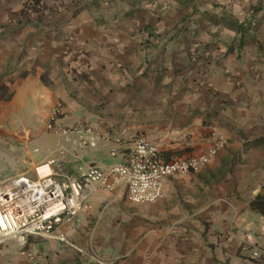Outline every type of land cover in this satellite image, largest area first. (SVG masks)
<instances>
[{"label":"crops","instance_id":"0c3cea01","mask_svg":"<svg viewBox=\"0 0 264 264\" xmlns=\"http://www.w3.org/2000/svg\"><path fill=\"white\" fill-rule=\"evenodd\" d=\"M0 93L1 170H19L22 149L32 163L59 153L64 179L122 161L137 135L164 160L226 140L155 202L87 189L77 215L9 264H264L246 254L264 248L250 208L264 184V0H0Z\"/></svg>","mask_w":264,"mask_h":264},{"label":"built area","instance_id":"2783aa9c","mask_svg":"<svg viewBox=\"0 0 264 264\" xmlns=\"http://www.w3.org/2000/svg\"><path fill=\"white\" fill-rule=\"evenodd\" d=\"M62 113L61 103L55 105L51 119H57ZM64 134H75L80 137L83 134L91 135L92 129L84 125H74L70 128L62 127ZM125 132V130H123ZM83 138V137H81ZM90 137V144H94ZM226 140L217 137L204 153L190 157H177L164 160L158 146L144 135H137L133 146L128 150L124 159L106 166L89 165L78 175H69L64 179L55 177L53 165L55 160H47L34 167L35 177L25 175L12 177L0 189L6 188L14 181L24 178L28 181H36L38 178L37 167L46 164V177L41 179L43 185L42 199L31 198L21 205L18 211L3 206V215L6 217L12 212L17 226L8 235H2L0 242L8 238L19 239L23 244L29 235L51 234L56 225L65 218L77 215L83 208L85 191L91 187H100L111 190L122 184L127 191L128 199L133 203L155 202L163 196L164 179L175 175H184L190 172H198L209 159L223 146ZM17 215V217H16ZM60 241L66 242L63 235H59ZM250 256L253 259L264 257V248L255 245Z\"/></svg>","mask_w":264,"mask_h":264},{"label":"rangeland","instance_id":"374dc122","mask_svg":"<svg viewBox=\"0 0 264 264\" xmlns=\"http://www.w3.org/2000/svg\"><path fill=\"white\" fill-rule=\"evenodd\" d=\"M0 95H5L4 99H8L10 97V94H3L0 93ZM62 106V104H61ZM64 115V110L62 109V113L58 115L57 119L59 117H62ZM57 119H51L50 117V122H49V128H54V126L56 125V120ZM52 126V127H51ZM62 127H66V128H70L71 126H63L61 125L60 127L55 128L57 133L62 135V136H67L68 134H64L61 132ZM83 138H81L80 140L82 141ZM86 144H90V139H86ZM4 149L6 151L10 152L12 151V149L9 147V145L5 144ZM21 162L19 165V170L16 169V165H14V168L12 167V164L9 165V168H5L3 170L0 169V185L4 184L6 181L10 180L12 177L14 176H18V175H25L28 176L30 178H34L35 177V171H34V167L47 161H40L38 163L31 162V157L29 156L28 152H25L24 149L21 150ZM34 155H38V152L34 151ZM5 160L9 159L12 160V157L9 156H5ZM54 158H57L55 161V165H53V171L54 173H60V169L59 168H63V163L62 160L60 159V154L57 153ZM52 159V158H51ZM49 160V159H48ZM55 160V159H54ZM14 162H16V158L14 159ZM69 170V169H68ZM77 174H79L81 171H83L81 168L77 169ZM63 172H65V170H62ZM71 172H73L72 170H69ZM55 173V177L58 179H61V176L59 174ZM29 236H47V235H29ZM28 236V237H29ZM28 237L26 238V242L23 244L19 239L16 238H8L3 240L2 242H0V264H9L11 261V258H9L8 256H11V252L12 253H18L19 251H22L24 249V247L26 246V243L28 242ZM247 256L250 255V253L248 251H246ZM8 257V258H7ZM3 258H6V263L5 261H2Z\"/></svg>","mask_w":264,"mask_h":264},{"label":"bare ground","instance_id":"6f19581e","mask_svg":"<svg viewBox=\"0 0 264 264\" xmlns=\"http://www.w3.org/2000/svg\"><path fill=\"white\" fill-rule=\"evenodd\" d=\"M46 164L37 167L38 178L36 181H28L21 178L14 181L4 189H0V237L8 235L11 230H15L17 226L16 220L12 212L8 213L6 217L2 214V208L7 203V207L18 211L21 205L27 203L31 198L37 200L42 199L43 185L41 179L46 177ZM17 217V215H16Z\"/></svg>","mask_w":264,"mask_h":264},{"label":"trees","instance_id":"16d2710c","mask_svg":"<svg viewBox=\"0 0 264 264\" xmlns=\"http://www.w3.org/2000/svg\"><path fill=\"white\" fill-rule=\"evenodd\" d=\"M250 208L264 216V184L250 202Z\"/></svg>","mask_w":264,"mask_h":264}]
</instances>
